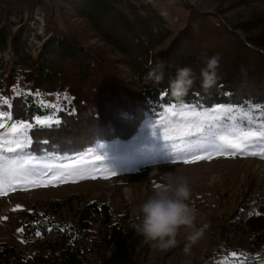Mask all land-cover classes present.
Returning <instances> with one entry per match:
<instances>
[{"label": "trees", "instance_id": "trees-1", "mask_svg": "<svg viewBox=\"0 0 264 264\" xmlns=\"http://www.w3.org/2000/svg\"><path fill=\"white\" fill-rule=\"evenodd\" d=\"M131 1L66 0L105 50L84 46L72 33L55 31L34 58L20 32L11 33L7 25L0 26V97L8 100V105L0 104V108L7 111L10 107L12 124L32 125L27 130L31 156L44 152L60 157L83 155L96 144L110 143L129 150L131 143H137L145 119L180 103L199 104L205 109L219 105L264 107V16L252 14L247 21L226 27L192 12L198 21L183 25L173 36L166 24L153 34L141 25L144 20L138 24L130 16ZM263 3L237 0L235 6ZM170 37L165 48L156 50ZM6 52L13 59L10 69L2 58ZM109 53L116 58H109ZM217 54L218 79L205 91L201 69ZM158 60L166 63L163 80L146 83L147 65ZM183 67L193 70L194 83L178 102L171 96L170 81ZM121 68L127 72V81L120 78ZM47 97L60 100L52 107ZM37 117L58 122L40 126ZM135 155L129 161H135ZM62 172L68 173V169ZM95 225L99 229L95 230ZM22 229L27 235L39 234L43 242L31 255L0 243V264H138L143 241L131 221L119 216L113 220L108 208L95 201L77 210L73 225L57 229L49 219L30 215ZM50 230L53 237L45 239ZM220 241L226 247L233 246L234 253L260 252L264 246V193L254 205L238 210L222 228Z\"/></svg>", "mask_w": 264, "mask_h": 264}, {"label": "rangeland", "instance_id": "rangeland-1", "mask_svg": "<svg viewBox=\"0 0 264 264\" xmlns=\"http://www.w3.org/2000/svg\"><path fill=\"white\" fill-rule=\"evenodd\" d=\"M236 2L132 0L128 13L137 23L144 20L141 25L153 34L160 32V28L166 24L172 36L183 25L198 21L191 16L192 12L226 27H235L247 21L252 14L264 16V3L236 7ZM2 25H7L11 33H21L34 58L40 46L55 31L74 34L86 47L105 48L102 42L93 38L87 25L75 16L66 0H0ZM235 31L241 37L240 32ZM171 38L159 43L156 50L165 48ZM108 56L116 58L114 54L109 53ZM2 58L7 69L12 68L11 53H4ZM119 72L120 78L127 81L125 69L121 68ZM63 99L66 100L67 96ZM56 100L55 97H47L46 102L54 107L60 99ZM8 109L4 111L0 108V112L10 114ZM237 109L257 112L252 113L257 124L264 119L261 108ZM163 113L164 110L144 120L137 143H131L128 151L122 145L110 143L96 144L93 150L83 155L69 157L45 152L41 156H31L27 150L29 147L22 152L8 153L9 157L15 159L18 168L14 178L0 185V243H8L25 255H31L44 238L39 234L27 235L23 232L28 216L49 219L58 229L73 225L77 210L93 201L105 205L113 220L119 216L135 225L139 222L138 205L152 195L153 189L166 183L169 178L184 175L192 188L190 205L197 209L196 224L203 228V234L195 243H191L186 230L181 229L177 245L166 251L158 250L143 240L138 251V264H264V246L256 254L243 252L233 256V246L226 247L220 241L222 228L229 225L238 210L254 205L264 193V159L253 155H219L215 152H212L211 159L194 163L174 159L178 153L163 139L165 131H168L161 127ZM235 114L239 115V112ZM40 119L56 121L52 118ZM0 122L5 125L0 128V133H7L12 126V118L5 116ZM202 147L210 146L204 144ZM135 152L140 157L135 155V161H129ZM205 154L208 153L197 148L189 154V158ZM111 164H117V167L112 168ZM44 165L52 166V170L49 171ZM63 168L68 169V173H63ZM73 168L82 171L87 178L73 172ZM30 169H37V173L29 175L26 170ZM255 169L260 173L255 175ZM94 229L99 228L95 225ZM52 237L53 231L50 230L45 239ZM186 247L188 251H185Z\"/></svg>", "mask_w": 264, "mask_h": 264}, {"label": "snow or ice", "instance_id": "snow-or-ice-1", "mask_svg": "<svg viewBox=\"0 0 264 264\" xmlns=\"http://www.w3.org/2000/svg\"><path fill=\"white\" fill-rule=\"evenodd\" d=\"M0 104H8V100L0 97ZM237 112L239 115L235 114ZM261 112L264 113V107L261 108ZM5 116L11 119L10 114L0 112V121ZM36 123L50 127L52 120L37 117ZM4 126V123L0 122V128ZM31 127L32 125L24 122L13 123L7 133H0V185L16 176L18 165L15 159L7 154L22 152L30 145L31 140L27 136V130ZM161 127L168 129L164 133V141L178 153V157L174 159L179 158L183 163L211 159L212 152L219 155H253L264 159V120L257 124L251 110L243 112L231 105L205 109L199 104L180 103L164 109ZM204 144L210 147L203 148ZM197 148L208 154L189 158V154ZM44 167L49 171L52 170V166L44 165ZM26 171L29 175L37 173V169ZM72 171L82 178H87L79 169L73 168Z\"/></svg>", "mask_w": 264, "mask_h": 264}, {"label": "clouds", "instance_id": "clouds-1", "mask_svg": "<svg viewBox=\"0 0 264 264\" xmlns=\"http://www.w3.org/2000/svg\"><path fill=\"white\" fill-rule=\"evenodd\" d=\"M219 55L206 60L201 69V87L208 91L217 82ZM144 81L160 83L165 74L166 63L162 60L149 62ZM194 83V73L190 67L177 69L176 76L170 81L171 96L178 102L187 95ZM192 188L186 176H174L164 184L153 189L152 195L141 202L137 208L139 222L134 225L138 235L146 244L161 251L169 250L178 243L181 229L187 232L191 243L203 234V228L196 224L198 212L190 205ZM188 251V248H185Z\"/></svg>", "mask_w": 264, "mask_h": 264}, {"label": "bare ground", "instance_id": "bare-ground-1", "mask_svg": "<svg viewBox=\"0 0 264 264\" xmlns=\"http://www.w3.org/2000/svg\"><path fill=\"white\" fill-rule=\"evenodd\" d=\"M255 170H256V169H255ZM258 173H260V172H258ZM258 173H257V170H256L255 175H257ZM208 176H209V175H208ZM258 176H259V175H258ZM209 183H210V182H209ZM215 185H216V184H215ZM128 195H130V193H129Z\"/></svg>", "mask_w": 264, "mask_h": 264}]
</instances>
